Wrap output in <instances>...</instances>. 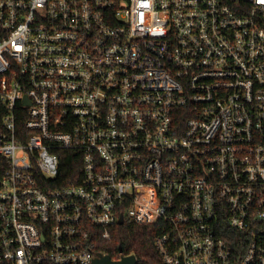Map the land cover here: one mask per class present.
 Listing matches in <instances>:
<instances>
[{
	"label": "built area",
	"instance_id": "1",
	"mask_svg": "<svg viewBox=\"0 0 264 264\" xmlns=\"http://www.w3.org/2000/svg\"><path fill=\"white\" fill-rule=\"evenodd\" d=\"M126 223L161 264H264V0H0V264Z\"/></svg>",
	"mask_w": 264,
	"mask_h": 264
},
{
	"label": "trees",
	"instance_id": "2",
	"mask_svg": "<svg viewBox=\"0 0 264 264\" xmlns=\"http://www.w3.org/2000/svg\"><path fill=\"white\" fill-rule=\"evenodd\" d=\"M78 154L71 151H61V172L59 180L65 181L75 177ZM80 164V163H79ZM160 234L158 226L136 225L126 223L118 226L110 241L105 242L103 251L111 257H118L121 253H133L145 264H161L154 242Z\"/></svg>",
	"mask_w": 264,
	"mask_h": 264
},
{
	"label": "water",
	"instance_id": "3",
	"mask_svg": "<svg viewBox=\"0 0 264 264\" xmlns=\"http://www.w3.org/2000/svg\"><path fill=\"white\" fill-rule=\"evenodd\" d=\"M122 223L123 220H120V224ZM99 255L101 258L95 259L93 264H136L137 261L135 255L124 257L120 261H113L110 255H102V254Z\"/></svg>",
	"mask_w": 264,
	"mask_h": 264
}]
</instances>
